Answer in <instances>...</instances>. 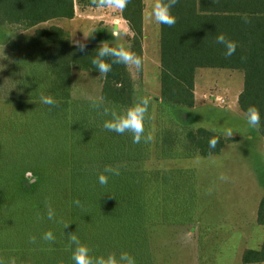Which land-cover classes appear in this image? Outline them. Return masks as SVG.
Instances as JSON below:
<instances>
[{"label": "trees", "instance_id": "1", "mask_svg": "<svg viewBox=\"0 0 264 264\" xmlns=\"http://www.w3.org/2000/svg\"><path fill=\"white\" fill-rule=\"evenodd\" d=\"M143 7V0H128L121 11L132 34L130 50L141 57ZM171 11L175 24H159L160 101L171 108H192L198 69L240 71L243 85L237 106L245 118L249 106L259 109L262 127L257 132L264 138V0H177ZM73 16L74 0H0V27L31 28ZM219 34L236 43L232 56L224 55L216 41ZM30 42L34 48L45 43L53 47L33 57L28 79L23 80L27 96L18 102L23 110L15 113L23 121L13 126L11 139L0 144V210L8 222L4 226L13 228L7 232L13 235L10 241L0 240L3 264L12 257L16 264L41 257L45 260L38 264H73V245L67 236L71 232L93 255L118 256L127 251L136 264H150L148 226L173 222V202L191 200L194 175L125 168L118 169L119 175L105 173L117 164L148 160L151 142L134 143L130 133L106 130L103 114L93 113L94 122L87 127L88 113L71 117V72L76 68L98 73L91 59L99 44H85L81 50L58 27L36 31ZM133 93L127 66L113 64L112 71L102 75L103 104L127 108ZM41 94L51 95L56 103H40ZM212 138L217 140L215 148H209ZM236 140L203 127L173 126L160 132L154 155L157 159L210 157ZM100 173L109 177L104 185L98 182ZM256 222L264 226V196ZM47 231L54 240L43 239ZM241 261L263 263L264 240L257 250L245 249Z\"/></svg>", "mask_w": 264, "mask_h": 264}, {"label": "rangeland", "instance_id": "2", "mask_svg": "<svg viewBox=\"0 0 264 264\" xmlns=\"http://www.w3.org/2000/svg\"><path fill=\"white\" fill-rule=\"evenodd\" d=\"M153 3L154 0H143L142 68L138 70L133 65L127 66L134 82L132 103L141 97L150 99L144 121V129L151 136L150 158L117 164L113 169L148 172L181 170L194 175L191 200L184 203L177 198L173 202V222L148 226L150 264H243L241 252L260 245L258 239L263 229H255L251 219L264 195V138L257 129L247 124L237 106L243 74L237 70L198 69L194 106L189 109L165 106L159 98V24L148 15ZM121 11L116 7H98L94 0H74L72 19H54L31 28L0 27V144H6L11 139L8 135L13 126L23 121V117L20 118L19 113L15 116V113L23 110L18 102L27 96L23 80L28 79L30 67L35 61L33 57L53 47L45 43L40 48H34L30 42L34 33L58 27L69 34L75 45L103 42L110 46L122 44L130 49L132 34ZM101 85V74L73 68L71 117L81 118L83 112L88 113L89 119L84 123L86 127L94 122L93 113L103 114L105 104L100 99ZM93 101L100 102L101 107L93 108ZM173 126L182 129L203 127L225 136L231 130V137L237 140L227 144L215 156L155 158L160 132ZM221 174L228 179L220 180ZM25 177L30 178L31 174L27 173ZM189 177L188 184L191 181ZM241 218L244 220L241 221ZM229 220H235L236 226L230 224L229 227ZM7 224L0 210L1 241H10L13 236L8 235L7 232H13V228L5 227ZM251 227L253 238L242 242L241 232H248ZM2 250L0 248V261L5 259ZM40 259L45 260L44 257ZM39 260L26 258L18 264H38Z\"/></svg>", "mask_w": 264, "mask_h": 264}, {"label": "clouds", "instance_id": "3", "mask_svg": "<svg viewBox=\"0 0 264 264\" xmlns=\"http://www.w3.org/2000/svg\"><path fill=\"white\" fill-rule=\"evenodd\" d=\"M98 7H116L123 9L128 0H94ZM177 3V0H154L150 11L149 18L154 20L157 24H163L172 26L176 22V17L172 13V7ZM246 19V18H245ZM218 44L224 48V55L230 57L236 50V43L231 39H227L223 34H219L216 37ZM77 43V42H74ZM85 47L83 43H79V48L82 50ZM91 64L95 67L97 72L101 75H106L112 71L113 64H122L125 66L133 65L136 69H141L143 65V59L130 49L126 48L122 44L116 46H110L101 42L96 48V54L91 59ZM40 103L44 105H54L56 100L51 95L41 94ZM150 99L147 97H141L136 102L129 105L127 108L117 109L105 105L103 107V115L106 117L103 121V127L117 134L130 133L134 143H139L143 140H151L150 135H145L144 121L146 114L149 110ZM91 106L99 109L101 107L100 102L93 101ZM246 121L247 124L255 129L262 127L261 114L259 109L255 106H249L246 109ZM227 135L231 137L233 135L231 130L227 131ZM209 148H215L217 140L212 138L209 140ZM105 173H111L113 175H119L118 169L106 168ZM100 173L97 177L98 182L104 185L108 182V175ZM220 180H227L228 177L221 174ZM76 205H79V201H74ZM48 218L52 219L54 212L51 208L48 209ZM67 225H65L66 227ZM69 241L73 245L71 259L73 264H136L135 258L127 251H121L117 256L115 253L98 254L93 255L91 249L84 243H82L75 232L67 234ZM32 239H35L34 237ZM44 240L52 241L55 239L51 231H47L43 234ZM3 264V261H0ZM8 264H16L14 257L10 258Z\"/></svg>", "mask_w": 264, "mask_h": 264}, {"label": "crops", "instance_id": "4", "mask_svg": "<svg viewBox=\"0 0 264 264\" xmlns=\"http://www.w3.org/2000/svg\"><path fill=\"white\" fill-rule=\"evenodd\" d=\"M240 93V92H239ZM264 196V195H263ZM258 207V206H257ZM256 212H257V210H256ZM242 220H244V218H241V221ZM249 220V219H248ZM251 220H253V223H254V227H255V229H259V231H260V229H263L262 231V234H261V236L259 237V243H260V245H259V247H255V248H247V249H255V250H257V249H259L260 248V246H261V244H262V242H263V240H264V226H261V225H258L257 224V222H256V214L254 213V216H253V219H251ZM235 220H229V222H228V226L230 227V224H232V227H235L234 226V223H236V221L234 222ZM239 225H240V223H238ZM231 228H229V230H230ZM252 227L250 228V230L248 231V232H241L242 234L240 235V240L243 242V241H245L246 239H250L251 237H252ZM237 231H239V229L237 228ZM253 238V237H252ZM250 241V240H249ZM244 250V249H243ZM242 250V251H243ZM241 256H242V252H241ZM264 263V262H263Z\"/></svg>", "mask_w": 264, "mask_h": 264}]
</instances>
